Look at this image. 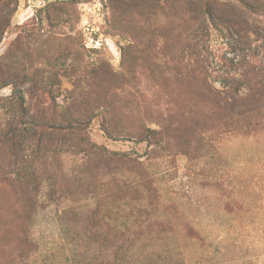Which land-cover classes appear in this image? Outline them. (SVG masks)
Masks as SVG:
<instances>
[{"label": "rangeland", "instance_id": "374dc122", "mask_svg": "<svg viewBox=\"0 0 264 264\" xmlns=\"http://www.w3.org/2000/svg\"><path fill=\"white\" fill-rule=\"evenodd\" d=\"M0 264H264V0H0Z\"/></svg>", "mask_w": 264, "mask_h": 264}, {"label": "trees", "instance_id": "16d2710c", "mask_svg": "<svg viewBox=\"0 0 264 264\" xmlns=\"http://www.w3.org/2000/svg\"><path fill=\"white\" fill-rule=\"evenodd\" d=\"M191 2V0H188ZM251 7V4H249ZM203 95V94H202ZM206 96V95H203ZM226 98H217V101L214 102V105H220L221 109L224 113L229 114L234 112L235 110L244 108L245 106L254 104L257 101V97H251L249 99L237 97V96H228L225 94Z\"/></svg>", "mask_w": 264, "mask_h": 264}, {"label": "built area", "instance_id": "2783aa9c", "mask_svg": "<svg viewBox=\"0 0 264 264\" xmlns=\"http://www.w3.org/2000/svg\"><path fill=\"white\" fill-rule=\"evenodd\" d=\"M84 25H85V29L86 31H89V35L91 36L90 39H91V44L93 45H87V47L89 49H95V50H99L102 46H103V43L102 41L104 40L102 38V35L101 34H98V28H94L92 26H90L87 21L85 20L84 22ZM95 36V37H94ZM97 37V38H96ZM93 39V40H92ZM105 42V40H104ZM105 44L107 45V42H105ZM97 45V46H96Z\"/></svg>", "mask_w": 264, "mask_h": 264}]
</instances>
